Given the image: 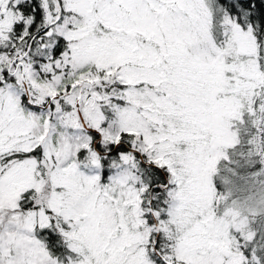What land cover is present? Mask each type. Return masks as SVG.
<instances>
[{
  "label": "snow or ice",
  "instance_id": "obj_1",
  "mask_svg": "<svg viewBox=\"0 0 264 264\" xmlns=\"http://www.w3.org/2000/svg\"><path fill=\"white\" fill-rule=\"evenodd\" d=\"M0 264H264V0H0Z\"/></svg>",
  "mask_w": 264,
  "mask_h": 264
}]
</instances>
